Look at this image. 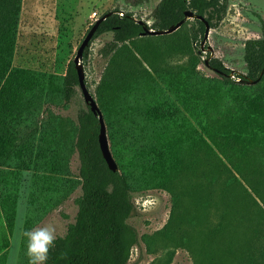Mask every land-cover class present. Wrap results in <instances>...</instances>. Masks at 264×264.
Here are the masks:
<instances>
[{"label": "trees", "instance_id": "obj_1", "mask_svg": "<svg viewBox=\"0 0 264 264\" xmlns=\"http://www.w3.org/2000/svg\"><path fill=\"white\" fill-rule=\"evenodd\" d=\"M228 6L229 0H160L150 28L167 30L184 19L188 10L216 28ZM22 7L23 0H0V199L10 231L18 197L14 178L20 171L34 173L32 205L36 211L55 209L75 188L59 163L52 168L62 150L60 135L51 130L53 119L48 124L37 123L24 136L15 129V124L34 117L49 101L54 80L60 83L59 93L66 102L80 86L74 60L64 76L14 65ZM108 12L113 13L101 22L92 39L113 33V40L102 50L106 57L144 32L134 13L119 7ZM205 31L204 21L195 19L190 35L196 47ZM90 45L84 51L85 60ZM244 60L247 72L234 74L221 59L211 58L207 65L222 80L203 75L194 64L187 72L155 69L163 85L147 71L128 72L110 79L104 89L98 88L96 100L119 170L109 169L99 145V118L87 106L78 115L74 142L82 189L76 221L66 235L57 237L47 264H128L139 243L138 233L128 221L136 211L133 193L171 191L176 186L187 189L205 178H226L240 186L256 205L253 218L259 216L263 224H250V233L244 235L246 244H236L235 225L244 222V215L243 208L235 210L230 202L227 215H222L211 233L216 239L226 228L228 246L224 256L218 252L209 255L207 264H264V77L258 86L238 82L260 77L264 36L246 40ZM142 79L147 89L141 88ZM51 144L60 149H52ZM245 184L252 187L254 195ZM211 195L215 196V191Z\"/></svg>", "mask_w": 264, "mask_h": 264}, {"label": "rangeland", "instance_id": "obj_2", "mask_svg": "<svg viewBox=\"0 0 264 264\" xmlns=\"http://www.w3.org/2000/svg\"><path fill=\"white\" fill-rule=\"evenodd\" d=\"M159 2L23 0L14 65L64 76L90 27L104 13L119 7L122 11L134 13L151 26ZM193 24L195 19L190 18L171 34L130 40L107 57L102 50L113 40V33H105L94 39L89 57L87 60L82 59L89 90L97 99L98 88L104 89L106 83L114 77L128 72L149 71L161 82L155 75V69L173 68L187 72L191 71L194 64L203 75L222 80L206 64V60L213 57L225 62L234 70V74L246 73L245 42L250 38L264 36V0H229L224 19L218 27L211 28L204 45L205 50L201 53V45L196 47L191 40L190 28ZM59 84L54 80V91L49 101L41 106L34 117L22 119L19 126L15 124V129L24 136L37 123L48 124L53 119L55 123L51 130L60 135L59 147L62 150L57 152L61 156L54 158L52 168H56L59 163L74 180L75 188L55 209L46 213L45 208L36 211L32 205V196H35L36 191L34 173H18V177L14 178L18 197L12 231L7 227V214L0 199V264H29L26 255L27 238L23 236L26 227L33 229L51 223L56 228L57 237H61L66 235L69 226L76 221L82 189L79 181L80 159L74 149V142L78 115L88 105L80 86L71 101L66 102L59 93ZM140 86L142 89L148 88L144 79L140 81ZM51 147L54 150L60 149L55 144H51ZM230 182L226 178H205L200 180V184H193L187 189L176 186L171 191L151 189L134 192L132 198L136 211L128 221L136 229L139 243L132 250L128 264H207V258L213 252L224 256L230 240L226 234L227 229L216 239L212 238L211 233L221 221L222 215H227L226 211L231 208L230 202L235 210L243 208L244 222L235 225L238 231L234 238L236 244H246L244 235L250 233L248 226L263 224L259 216L253 218L257 208L252 196ZM245 186L254 195L252 187ZM214 191L215 196H212L211 192L214 194ZM253 197L260 202L257 196Z\"/></svg>", "mask_w": 264, "mask_h": 264}, {"label": "water", "instance_id": "obj_3", "mask_svg": "<svg viewBox=\"0 0 264 264\" xmlns=\"http://www.w3.org/2000/svg\"><path fill=\"white\" fill-rule=\"evenodd\" d=\"M112 13L113 12H108V13L102 15L100 18H98L95 21V23L92 25V27L88 31L87 35L85 36L83 42L81 43V45L78 48L77 54L74 58V63H75V67L77 69L80 88L82 90L85 102L90 107L91 111L96 116H98V118H99V123H100L99 145H100V149L102 151L103 157L106 160L109 169L112 170L113 172H117L119 170V165H118L116 159L114 158V155H113L112 150H111L110 141L108 138L107 125H106V121L104 118V114H103L96 98L91 93V91L89 90V88L86 84V81H85L86 74H85L84 65L82 63V59L84 57V51H85L86 47H88L90 45V42L92 41L99 25L101 24L102 21H104ZM190 18L200 19V20L204 21V23L206 25L205 35H204V38H203L202 43H201L202 48L199 51L201 53L203 50H205L204 45H205V42L209 38L211 26H210L209 22L205 19V17L198 15L196 12H194L192 10L186 11L184 19H182L177 24L171 26L167 30L151 29L150 25L148 23H146L144 20H139L138 22H139V24L144 26V32H143L142 36H150V35L158 36V35L171 34V33L175 32ZM209 49L212 51L211 47H209ZM208 62H209V60H206V64H208ZM233 73H234V71H233ZM263 77H264V69L262 70L261 75L258 79H256V80H238V82H240L242 84H247V85H257L262 81Z\"/></svg>", "mask_w": 264, "mask_h": 264}, {"label": "clouds", "instance_id": "obj_4", "mask_svg": "<svg viewBox=\"0 0 264 264\" xmlns=\"http://www.w3.org/2000/svg\"><path fill=\"white\" fill-rule=\"evenodd\" d=\"M23 236L27 238L26 255L29 264H47L50 250L55 247L57 240L56 228L49 223L42 227L25 230ZM64 254H61V258Z\"/></svg>", "mask_w": 264, "mask_h": 264}, {"label": "built area", "instance_id": "obj_5", "mask_svg": "<svg viewBox=\"0 0 264 264\" xmlns=\"http://www.w3.org/2000/svg\"><path fill=\"white\" fill-rule=\"evenodd\" d=\"M122 14V13H121Z\"/></svg>", "mask_w": 264, "mask_h": 264}]
</instances>
